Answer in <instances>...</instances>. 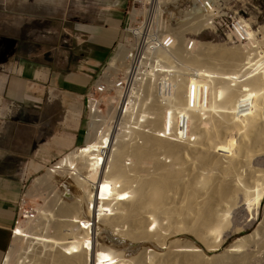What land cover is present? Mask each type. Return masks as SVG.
<instances>
[{"label":"bare ground","instance_id":"bare-ground-1","mask_svg":"<svg viewBox=\"0 0 264 264\" xmlns=\"http://www.w3.org/2000/svg\"><path fill=\"white\" fill-rule=\"evenodd\" d=\"M151 4L159 12V9L163 10L165 3L163 0H151ZM144 10L132 11L133 21H136L138 27H132L128 32L134 41L128 40L126 45H121L110 63L113 76L122 70L130 75L122 80L123 83L119 81L117 84L118 99L123 103L117 112L121 121H117V118L111 120L116 123L115 126L112 123L102 133L99 122L102 125L105 120L97 99H94L89 125V133L91 130L92 134L86 147L78 149L76 157L70 163L68 161L57 168H50V172L56 175L58 170L66 172V176H71L78 186H84L86 192H90V187L97 191L105 188L106 197L101 199L105 203L103 202L102 208H98L96 214L89 211L77 214L80 213L81 203L69 204L67 201L64 204L63 201L62 208L60 202L61 205H58L62 209L57 208L63 214L76 213L77 216L71 220V216L68 217L69 220L63 219L64 215L63 218L61 216L64 221H60L57 227L54 226L56 232L53 233L57 237H63L59 240L53 235L51 237L48 229L39 223L34 224L35 227L33 225L35 232L40 233L38 236L37 233L31 234L33 229L30 234L29 231L27 233L30 224L27 229L19 226L15 236L17 240L26 233L29 234L28 237L33 236L30 239L34 245L44 249L40 252L37 250L38 255L32 257L30 264H216L213 257H207L199 247L192 244L180 250L173 244L178 251L172 246L168 251H124V245L116 243L119 247L115 245L116 249H112L107 247L109 244L105 246L101 243L94 251L92 245L99 236L97 232L100 229L96 230L95 225L98 223L99 226L102 222L105 227H113L115 224L120 225L116 223L119 220L125 221L127 225L124 222L122 224L126 228L119 229V233L130 241H145L148 246L155 241L160 245L163 241L168 243L181 233H194L202 239H207L212 234L221 237V234L226 233L222 231L231 225L230 221L234 222L230 213L240 206L246 209L240 207L235 211L240 212L241 208L243 212L246 210L250 214L248 216L253 217V223V220L258 219L264 201V40L258 41L251 25L241 20L234 27V34L229 36L232 40L236 37L241 45L248 42L249 36L251 46L228 48L211 42H192L191 49L186 50L188 54H185L188 46L184 45V34L188 31L198 34L205 26L214 23V15H208L210 5L208 14H201L200 7L187 12L186 23L180 22V27L177 26L174 30L166 27L163 36L155 42L153 33L157 31V27L160 28L159 22L156 27L154 21L138 23L136 20L138 16L146 15ZM158 17L160 15L157 13L155 18ZM260 31L264 36V27ZM133 100L136 107L134 110L141 111L143 107L144 117L147 114V128L150 132L133 131V141L140 138L143 144L140 145V140L138 145H131L130 142L128 146L124 140L127 136H124V125L131 122L127 120L129 112L134 118L140 112H134ZM145 103L148 108L142 106ZM100 118L102 119L98 122ZM133 120L136 122V119ZM204 124L208 125V129L203 128ZM117 125H121V128L118 129ZM98 134L101 136L98 137ZM160 155L169 157L171 161L168 162L165 158L164 161ZM126 156L131 159L132 164H126ZM255 156L262 157L263 164H256L253 161ZM48 183L49 180L45 184ZM126 190L130 191L125 194ZM58 209L53 213L56 214ZM47 214L44 215L49 221L50 215ZM149 214L154 218L149 224V227H155L152 232L151 228L148 229ZM235 224L234 227L237 228L239 225ZM100 239L99 242H102ZM56 240L64 242L57 243ZM245 240L240 239L231 249H241ZM258 240L257 245L260 242ZM263 240L261 237V242ZM246 244L249 245L247 242ZM256 248L260 250L259 253L264 249L263 246L262 250L257 246ZM34 250L28 249L25 252L27 257L31 256L28 251ZM207 252L213 250L209 249ZM235 252L237 250L233 249L227 253L230 264H250L249 260H252L251 264L255 262L254 257L250 259L253 251H240L241 254ZM15 254L7 255L4 264H11V258H15ZM218 257L219 262L222 258ZM23 263L27 264L24 260L21 264Z\"/></svg>","mask_w":264,"mask_h":264},{"label":"rangeland","instance_id":"rangeland-1","mask_svg":"<svg viewBox=\"0 0 264 264\" xmlns=\"http://www.w3.org/2000/svg\"><path fill=\"white\" fill-rule=\"evenodd\" d=\"M43 1H45V2H43ZM99 1L100 0H49V1L48 0H0V46L4 47V51L0 50V54H3V58H5V59H2L3 64H10V62L16 63V60H18L20 62L22 60H24V62H25L24 64H42V63H45V61L51 62V61L47 60L48 57L55 56L58 59L56 65L58 66V68L61 67V70L57 69L58 72H61L64 75V74H74V72L79 71L78 69L80 68V65H81V64H79L81 62V61L79 62V59H82V61H85V60H87V58H89V55H88L89 52L87 49L88 47L86 45H84L82 47L79 45L80 39L82 37L81 29H86V26L89 23L94 22L96 19H99L96 17V10H95V6L97 5V3H99ZM122 1H125L124 7L123 6L122 7L125 10V16L128 18V12L130 11V8H131L134 0H122ZM188 1L189 0H178V1L177 0H163V2L165 3V5L167 7V10L165 12L167 14L166 16L169 17V19L172 23V25L170 27L171 29L169 28L170 30L177 29V26L180 27V25L182 24L180 22L184 23L186 21L187 17H185V16H186V13L189 11H187V9H185V8H188L185 6V4L188 3ZM178 2L182 6H180L178 8V10H176L172 7V5L175 3H178ZM143 3H144V1H143ZM208 3L210 4V6L212 8L211 12L215 18L214 23H211L212 24L211 26H209V25L205 26L203 28V31L201 30V32H199L198 34L191 32V31L186 32L184 34V39H185V42H187V43L185 44V42H184V45H185V47H186V45L188 47H187V49H185V51L191 49L192 42H198V43L199 42L200 43L211 42L215 45H226V47H228V48H235L237 46H244V45H250L251 46L250 43L252 42V40H250L249 36H248V42L242 43V45H241V43L238 44L236 37L233 38V40H232V38L229 36L230 34H234V27L241 20H245L251 25L252 31L256 33V37H257L258 41L264 40V38H263L264 36H263L262 32L260 31V29L264 27V0H208ZM198 5L200 6V4H198ZM206 5H207V0H206ZM164 17H165V15H163L162 19L165 20ZM143 20H144L143 17H141L140 19H137V22L138 23L144 22ZM136 24L137 23H133L130 19L126 20V24L123 27V30L121 31V38L119 40L120 45L126 44L127 40L134 41V38L132 37V35L128 31L132 27L133 28L138 27V25H136ZM63 28H65L66 30H63ZM172 36H174V35H172ZM51 37L53 38L52 40H51ZM51 42L54 44L51 45ZM119 43H118V45H119ZM118 45L115 49L114 54L117 51ZM20 48H22V49H20ZM18 51L20 53H18ZM50 52H51V54H48ZM53 53H54V55L52 56ZM114 54H113V57H114ZM185 54H188V51H186ZM48 55H50V56H48ZM111 61H112V59L109 61V63L107 65H109ZM107 65L103 66L98 71H96L97 72L95 74L96 76L94 74H91L95 77L92 80L93 84L90 88L89 93H91L93 91L92 87H93L95 81L97 80L98 75L101 73V71L103 69H106ZM179 65H181L180 62H179ZM76 67H77V70L75 69ZM120 70H122V68ZM193 71L194 70H192V72ZM192 72H189V74H191ZM194 73H196V72L194 71ZM197 79H199V78H197ZM122 80L123 79L117 80L114 83L115 89H106L105 90L106 92H103L102 97L97 99V101H98L97 105L101 109L103 118L105 120L103 122V124L101 125L99 121H101L102 118L98 119L102 133L104 131L106 132L107 128L108 127L110 128L112 126V123H114V122H111V120H114L115 118H117V121L120 120V118L117 117V112L119 111V108L122 107L123 103L120 101L121 99H118L119 94H118V90H117L118 89L117 84L119 81H122ZM122 83H123V81H122ZM89 93L87 94L88 96L90 95ZM87 95H86L85 100H84V104H85L84 105V123H85V125H84L83 130H82L83 137L81 138L83 142H81L77 147H75L71 151L73 154L69 155L68 158H66L64 160H61L62 158H59V159H56L55 161H52V163L48 164L42 173L31 175L30 177H27V181H25V183H24V187L22 190V195H21V198L19 201V207H18V209H20V211H21V214L17 218L19 224L17 223L18 226H16L14 224V227L12 230V231H14L13 232V239H12V243H11V246H10L8 254H7V255H9L10 253H13V256H14V254L17 252L15 254V258L14 257H12L14 259L11 258V264H21L23 262V260L25 261V263L30 264V262L33 261L32 257L34 258L36 256L35 254L44 250L42 247L40 249L39 246H36V245H34L33 242H31L32 240L30 238L33 237L32 236L33 234L35 235L37 233L36 234L37 236L40 235V233H38V231L35 232L36 229H33L35 227L34 224L39 223V224H41L42 227L44 226V228L48 229L47 231L50 234V236L52 237L53 233L56 232L55 229L58 226L60 221H62L63 219L69 220L70 216L72 217V218H70V220L74 219L73 217H75L76 213L71 214V215H68L66 213L63 214V212L60 209H58V208H61V206L63 208V206H64L63 203L65 204L67 201H68L67 203L70 202L71 204H73V202L74 203L76 202L75 204L81 203L82 206L79 207V209L80 208L81 209H80V211H78L80 213H77V214L86 213L87 211H89L91 213L95 212V214H96L97 213L96 211H98V208L103 207L104 201H102L101 199L106 197L107 190H105V188L99 189L98 190L99 192H98L96 188L93 189V187L92 188L90 187V189L93 190V193H92V191L89 189L90 192L92 193L91 194L90 192H86V189H84V186L83 187L78 186L76 184L75 180L71 178V176H68V175L66 176V174H65L66 172L61 170V172H62L61 173L60 170H58L57 175H56V173L54 174V173L50 172V168H55V167L57 168L62 163H65L68 161L70 163V160L72 158L76 157V153H78V151H79L78 149L81 150V148H85L87 141L90 140L92 133H91V130L89 133V125L91 123H90V109L88 108V106H89L88 105V100H89L88 98L89 97H87ZM136 96H138V95H136ZM133 105H134V108H133V110H134L136 108L134 100H133ZM143 105H144V107L148 108L147 103L142 104V106ZM147 108H145V110ZM136 111L139 112L140 110H137V109L134 110V112H136ZM146 112H148V111H146ZM143 113H144V109L142 107L141 111L137 114L136 118H134V115H130L131 112H129V114H128L127 120L129 119L128 122L131 120L132 123L131 122L126 123L124 125V129H123L124 130L123 131L124 136H126V134H127V136L124 138V140H125V144L128 146H130L128 144L130 142H131L130 143L131 145L135 144V143H136L135 145H138L140 140H141L140 138H136L138 140L133 141V131L134 132L144 131L146 133L150 132V129L147 128V122H149V121H147L148 120V118L146 117L147 114H145V117H144ZM132 116H133V118L130 119L129 117H132ZM133 119H136V122ZM115 124L116 123H114L113 125L115 126ZM120 126L121 125H119V126L117 125V128L120 129L121 128ZM203 128L208 129V125L204 124ZM125 131H127V132H125ZM99 136H101V134H98V137ZM86 137H87V140H86ZM141 143L143 144V140H141L140 145H141ZM129 151L131 152V150H129ZM71 152H69V153H71ZM69 153H67V154H69ZM128 154H126V155L129 156ZM127 156L124 159L127 158V160H125V162H128L126 164L130 165V164H132L131 163L132 161ZM161 156H163V157H161ZM164 156L165 155H160L159 157L162 158L163 160L165 158L168 162L171 161L169 157H167V156L164 157ZM258 157L259 156H255L254 158L257 159ZM128 158H129V160H128ZM256 159H253L254 162H257L256 164H258V163L260 165L263 164V162H262L263 158L262 157L258 158L259 160H261V163L259 160L256 161ZM166 160H164V161H166ZM72 162H74V161H72ZM146 169H148V168H146ZM145 174H146V171H145ZM48 180H49V183L45 184ZM129 191L130 190H126V192H124V193L126 194ZM88 194H90V197L88 196ZM60 202L61 203L63 202L62 205L60 204ZM58 204L61 206H59ZM240 207H242V206H240ZM240 207L239 208L236 207L230 213L232 216V218H231L232 221L234 220V222H232L233 224L230 221V224L233 225V227H231V225H230V226H228V228L223 230L222 233L223 232H226V233L221 234V237L218 235L216 236V234H212V235L210 234L212 236L211 237L208 234L212 239L210 237H208V235H207V237L209 239L208 238L202 239L199 236L195 235L194 233H181L180 235H178V238L175 237L174 239L170 240L168 243L167 242L164 243V241H163L162 245H160L161 243H158L155 241V242H153V244H151V245L148 244V246H147V243L145 241L135 242L132 240L130 241L129 239H125L126 237H123V235L121 233H119V229H122V227L126 228L124 226L127 225V223L125 221H123L125 223V225H124V224H122L123 222L121 220H119L120 222H116V223L117 224L119 223L120 225H116L115 223H114L115 225L113 224L114 225L113 227L110 225L111 228H113L114 230H111L110 226L105 227L106 225L104 226L102 224V222L99 226H98V223L96 224L98 227L95 225L96 230H98L100 228L99 229L100 232L99 231L97 232V234L99 235V236L98 235L97 236L99 238L96 237L94 240L91 237V240H94V242H93L94 245H92V249L94 246V251H96V249L99 248L101 245L107 246L108 244L109 245L107 247H111L112 249H116V247H114V246L115 245L118 246L119 244H121L122 246L124 245V247H125L124 251H126V250L127 251H133V250L134 251H168V248H172V247L175 251H178V250H180V248L182 249V247H185L187 245L192 244L194 246L196 245L197 247H199L200 250L203 251V253H205L206 256L208 255L207 257H209V258L213 257L216 264H218V263L223 264L222 262H224V264H227V263L230 264V261H228L229 259L227 258V257H229V254H227V253L230 250L233 251V249H234V251L237 250V252L239 250L240 251H244V250L245 251H247V250L253 251V253L250 252L251 256H252L250 259H252L253 257L255 258V256H256L255 259L253 258V260H255V262L253 261V264H254V263H256V261H259L258 259L264 258L263 257L264 256V254H263L264 249L262 248V246L264 247V243H263L264 240H263V242H261V237H263V239H264V232L262 231V229L264 227V201H263L262 206L260 207V213L258 215V219L253 220L255 223L252 222L253 217H249L248 216L249 213L246 210H244L245 212L242 211V208H245V207H242L240 212L235 211V210L240 209ZM57 209L59 212L57 211L56 214L53 213V212H56ZM42 211H43V213H42ZM234 211H235V213H234ZM44 212L46 214L48 213L50 215L51 219H53V217H54L53 221L49 218V221H50L49 222L48 219H46L47 217L44 215L45 214ZM60 212H61V215H60ZM57 214H59V216L56 217ZM230 214L228 217H230ZM246 214H247V216H246ZM53 215H55V216H53ZM150 215L151 214H149V216ZM61 216H62V218L63 217L64 218L62 219ZM151 216L149 217L150 219H149V223H148V229L151 228L150 229L151 231L149 230L150 232L154 231L153 228H155L154 226L149 227L150 222L152 221V219H154V218H151ZM59 218H61V219H59ZM147 218H148V215H147L146 219ZM56 219H58L59 221H57ZM44 220H46V221H44ZM54 220H56L55 223H54ZM247 220L251 221V223H250L251 226L248 223L249 221H247ZM147 221H148V219H147ZM245 221H247V224H248L247 226L245 224L246 223ZM47 222H49V223H47ZM91 223H94V221H91ZM235 223H237V225H239V226H237V228L234 227L236 225ZM252 223L254 225H252ZM29 224L31 226H29ZM46 224L48 225L47 227L45 226ZM164 224H166V222ZM243 224H245V225L243 226ZM25 225H26V228H25ZM33 225H34V227H33ZM259 225H262V226L260 227ZM19 226H21L24 229H27L29 226V228H28L29 230L27 229V233L29 231V234H30V231L33 229L34 231L33 230L31 231V232H33V233H31L32 237H28L29 234L26 235V233H25L24 237L18 238V240H17L15 236L17 234L16 230H18ZM51 226H53V228ZM54 226H56V227H54ZM129 226H130V224H129ZM114 227L116 228V231H115ZM244 227L247 229H245ZM257 227H258V231H257ZM127 228H129V227H127ZM244 229H245V231H244ZM49 230H51V232ZM233 230H237V231L233 232ZM41 231H43V230H41ZM75 231H76V229H75ZM235 232H236V234H235ZM262 232H263V234H262ZM117 234L118 235L120 234V236H118ZM259 234H261V235H259ZM182 235H184V236H182ZM230 235H231V237H230ZM250 235H252V236H250ZM53 236H55L57 238V240H59V238L61 239V237H62V236L57 237L56 235H53ZM251 237L253 238L252 241L248 240V239H251ZM243 238L246 240L243 241L244 245L242 243V245H241L242 248L240 247L242 250L239 248L231 249V246H233L234 243H236L237 241H239L240 239H243ZM99 239L102 242H99ZM210 239H211V241H210ZM217 239L219 242L216 241ZM258 239H260V242L257 245L256 243L259 241ZM57 240L55 241L57 243H63L64 242V241L61 242V241H57ZM213 240H214V242H213ZM254 240H255V244H253ZM248 241H250V242H248ZM66 242L67 241H65V243ZM170 242H172V243H170ZM212 242L214 243V246L216 248L213 246ZM246 242L249 243V245L246 244ZM18 243H19V246H18ZM116 243H118V245ZM217 243H218V245H217ZM260 243H262V245ZM14 244H16V245H14ZM164 244H166L165 245L166 247L164 246ZM173 244H175L177 248L172 246ZM209 245H210V247L211 246L212 247L211 248L208 247ZM245 246H246V248H245ZM256 246L259 247L260 249L261 248L263 249V250L261 249L262 250L261 253H259L260 250H258V248H256ZM33 247L36 248V250H34ZM14 248H15V250H14ZM128 248H129V250H128ZM175 248L178 250H176ZM212 248H215V249H212ZM249 248H251V250H249ZM252 248H253V250H252ZM255 248H256V251L258 250L257 252L255 251ZM11 249H12V251H10ZM28 249L34 250V251H28L31 254V256H29V257H27V254L25 253V252H27ZM38 249H39V251L37 252ZM56 249H54V250H56ZM144 249H148V250H144ZM209 249L213 250V252H210V253L207 252V251H209ZM240 251L238 252L239 254H241ZM237 252H235V253H237ZM257 253H258V255H257ZM218 256H220V258H222V259H220L221 261L223 259H224V261L218 262V260H219V259L217 260V258H219ZM261 256L263 258H259ZM28 259H30V260H28ZM249 261H251V263H252V260H249ZM260 262H262V263H260ZM258 263L264 264V260H261ZM258 263H256V264H258Z\"/></svg>","mask_w":264,"mask_h":264},{"label":"crops","instance_id":"crops-1","mask_svg":"<svg viewBox=\"0 0 264 264\" xmlns=\"http://www.w3.org/2000/svg\"><path fill=\"white\" fill-rule=\"evenodd\" d=\"M124 4L97 3L99 19L81 29L79 45L88 47L89 58L79 59L82 63L74 74L57 71L61 67L54 53L47 59L51 62L42 64H3L0 54V264L12 243L27 177L42 173L56 159L68 158L83 142L84 100L96 71L109 63L119 43L128 20Z\"/></svg>","mask_w":264,"mask_h":264},{"label":"built area","instance_id":"built-area-1","mask_svg":"<svg viewBox=\"0 0 264 264\" xmlns=\"http://www.w3.org/2000/svg\"><path fill=\"white\" fill-rule=\"evenodd\" d=\"M143 1H144V3H143ZM204 1L205 0H189L188 3L185 4V6L188 7V8H185V9H187V11H189L188 13H190L195 8L200 7V10H201L200 13L201 14H203V13L204 14H208V10L207 9H209V5L210 4L207 3V5H206V2H204ZM198 4H200V6ZM180 6H182V5H180L179 2L172 5V7L174 9H176V10H178V8ZM138 9L139 10L140 9H143V10L145 9L144 11H146V15L142 16L144 18L143 21H145V22L146 21H148V22L154 21V24L156 23V27H157V22H159L160 28L157 27V31L155 33H153V38H154L153 41L154 42H155V40H159V38L161 36H163V33L166 31V29H165L166 27H171L172 23H171L169 17L166 16L167 14L165 13L166 10H167V7H166L165 4L163 6V10L159 9V12H156V10L153 9V6L151 4V0H134L132 6L130 8V11L128 12V19H130L133 23H136V21L135 22L133 21V17L131 15V13H132L133 10H138ZM211 9L212 8L210 6V10H209V14L208 15L212 14ZM157 13L160 15V17L155 18ZM163 15H165V17H164L165 20L162 19ZM138 17L136 18V20L141 18V16H138ZM122 45H126V44H122ZM120 46L121 45L119 43L116 53L118 52ZM110 68H111V66L109 64V65H107L106 69H103L101 71V73L98 75V78H97V80L95 81V83H94V85L92 87L93 91L91 90L92 92L89 93L90 95L89 96L87 95V97H89L88 98L89 99L88 100V105H89L88 108L90 110H91V104L94 101V99H98V98L102 97V94H103V92H106L105 91L106 89H115L114 88V86H115L114 83L117 80L128 78L130 76L129 74H127L128 72H126V70H122V71L116 72V75L113 76L112 72L110 71ZM116 71H117V69H116ZM113 72H114V69H113ZM20 214H21V211L19 209L18 217H19ZM17 223L19 224L18 219L15 222L16 226H18Z\"/></svg>","mask_w":264,"mask_h":264},{"label":"flooded vegetation","instance_id":"flooded-vegetation-1","mask_svg":"<svg viewBox=\"0 0 264 264\" xmlns=\"http://www.w3.org/2000/svg\"><path fill=\"white\" fill-rule=\"evenodd\" d=\"M21 28V27H20ZM22 45V44H21ZM19 46V45H18ZM23 46V45H22ZM20 49H22V48H20ZM18 50V49H17ZM18 53H20L19 51H18Z\"/></svg>","mask_w":264,"mask_h":264}]
</instances>
